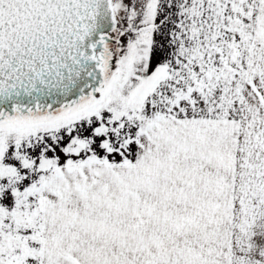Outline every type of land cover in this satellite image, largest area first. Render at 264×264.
<instances>
[{
    "label": "snow or ice",
    "instance_id": "obj_1",
    "mask_svg": "<svg viewBox=\"0 0 264 264\" xmlns=\"http://www.w3.org/2000/svg\"><path fill=\"white\" fill-rule=\"evenodd\" d=\"M0 264H264V0H0Z\"/></svg>",
    "mask_w": 264,
    "mask_h": 264
}]
</instances>
